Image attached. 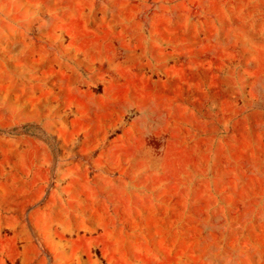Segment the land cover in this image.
<instances>
[{
    "label": "rangeland",
    "instance_id": "1",
    "mask_svg": "<svg viewBox=\"0 0 264 264\" xmlns=\"http://www.w3.org/2000/svg\"><path fill=\"white\" fill-rule=\"evenodd\" d=\"M0 264H264V0H0Z\"/></svg>",
    "mask_w": 264,
    "mask_h": 264
}]
</instances>
